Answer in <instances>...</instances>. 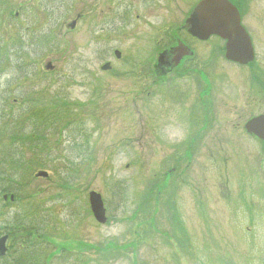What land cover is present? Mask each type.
Segmentation results:
<instances>
[{
	"label": "rangeland",
	"instance_id": "374dc122",
	"mask_svg": "<svg viewBox=\"0 0 264 264\" xmlns=\"http://www.w3.org/2000/svg\"><path fill=\"white\" fill-rule=\"evenodd\" d=\"M23 1L0 8V234L13 230L0 264H264V142L243 130L264 112L249 91L264 83V0L241 8L251 67L223 62L189 91L213 106L194 136L183 90L145 77L165 11Z\"/></svg>",
	"mask_w": 264,
	"mask_h": 264
},
{
	"label": "flooded vegetation",
	"instance_id": "af4514ba",
	"mask_svg": "<svg viewBox=\"0 0 264 264\" xmlns=\"http://www.w3.org/2000/svg\"><path fill=\"white\" fill-rule=\"evenodd\" d=\"M13 1L0 0V8L3 7L6 10ZM201 1L203 0H139L143 6L148 7L146 12H149V15H153L156 9L159 13L156 18L162 15V10L166 14L163 16L164 23L158 29L159 34H156L158 36V43H156L158 50L156 53L154 52L155 55L153 57L155 58L152 65L153 58L148 61L149 70L147 72L149 73L145 77H151L154 73L158 79H163L160 82L165 88L173 86L177 92L183 90V95L186 96L188 101L185 106L186 114L193 118L194 123L197 122L196 119L201 114L200 108L203 113H206L204 116V119H206L209 117V111L211 112L213 106L210 103L204 104L202 102L203 99L200 100V108L195 103H189L192 102L188 98L190 90L210 88L214 84V73L223 62L239 67H251V65L241 66L225 57L226 40L224 38L214 34L199 35L195 33L193 28L194 10ZM227 1L237 9L242 24L244 13L241 8L245 0ZM78 2L96 7L101 4L102 0H78ZM67 3L68 0H49L48 6L62 8L66 7ZM126 6L130 8V0H127ZM17 7L23 13L24 8L27 6L23 0H18ZM20 11L15 12V18L20 17ZM75 24L76 21L73 22L72 28L75 27ZM219 43H221V47ZM249 91L255 95L253 99L255 105L264 102V83L262 81H257L255 84L250 85ZM263 115L264 112L262 110L256 116ZM201 118L203 119V117ZM195 129L196 123L193 129L187 128L186 132H190L194 136ZM187 144L190 145V148L193 147V138L188 140ZM3 235L7 236L6 251L3 256V258H6L9 256V243L11 240L8 234H2L1 236Z\"/></svg>",
	"mask_w": 264,
	"mask_h": 264
},
{
	"label": "water",
	"instance_id": "95a60500",
	"mask_svg": "<svg viewBox=\"0 0 264 264\" xmlns=\"http://www.w3.org/2000/svg\"><path fill=\"white\" fill-rule=\"evenodd\" d=\"M194 31L199 35H218L226 40L225 57L241 65H247L254 61V51L251 40L243 27L240 25L238 11L227 0H203L194 10ZM116 58L119 53L116 51ZM47 64L46 69H50ZM103 71L109 69V64L101 68ZM244 129L247 134L264 141V116L249 120ZM36 177H47L45 172H39ZM6 199V197H4ZM12 200L13 198L10 197ZM88 202L93 218L99 224L106 222L105 210L101 196L92 191L88 195ZM6 238H0V257L5 254Z\"/></svg>",
	"mask_w": 264,
	"mask_h": 264
},
{
	"label": "trees",
	"instance_id": "16d2710c",
	"mask_svg": "<svg viewBox=\"0 0 264 264\" xmlns=\"http://www.w3.org/2000/svg\"><path fill=\"white\" fill-rule=\"evenodd\" d=\"M38 114L36 115L37 116V118L39 119V120H42L43 119V114L41 113V112H37ZM32 137L34 138V139H38V135L36 134V132H33V135H32ZM16 164H18V162L17 161H14V167H15V170H18V169H20L21 171H23L24 170V168L27 166V165H25L24 167H23V165L24 164H19V165H16ZM20 165H22V166H20ZM33 196H31V199H33L32 198ZM37 209H39V208H37ZM35 261L37 262V259H35ZM36 264V263H35Z\"/></svg>",
	"mask_w": 264,
	"mask_h": 264
}]
</instances>
